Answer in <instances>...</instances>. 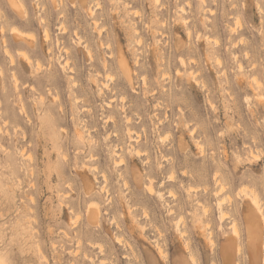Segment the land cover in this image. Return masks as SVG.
Returning a JSON list of instances; mask_svg holds the SVG:
<instances>
[{
  "label": "rangeland",
  "instance_id": "obj_1",
  "mask_svg": "<svg viewBox=\"0 0 264 264\" xmlns=\"http://www.w3.org/2000/svg\"><path fill=\"white\" fill-rule=\"evenodd\" d=\"M263 216L264 0H0V263L264 264Z\"/></svg>",
  "mask_w": 264,
  "mask_h": 264
},
{
  "label": "bare ground",
  "instance_id": "obj_2",
  "mask_svg": "<svg viewBox=\"0 0 264 264\" xmlns=\"http://www.w3.org/2000/svg\"><path fill=\"white\" fill-rule=\"evenodd\" d=\"M17 2H18V0H17ZM15 4V3H14ZM12 6V5H11ZM15 6V5H14ZM14 9V8H13ZM97 23V22H96ZM12 31V30H11ZM16 31V30H15ZM15 31L13 32V33H15ZM19 31H16V33H18ZM20 33L21 32H19L18 34L20 35ZM17 34V35H18ZM21 35H22V33H21ZM23 36H24V34H23ZM46 38H49V34H48V32H46ZM189 36V35H188ZM31 36L29 35V38H30ZM19 37H17V39H18ZM31 39H32V37H31ZM139 42V41H138ZM23 56L24 57H27L26 56V54H23ZM26 59H28V58H26ZM13 60V59H12ZM28 61V60H27ZM183 64H184V62H183ZM38 67H39V65H38ZM2 74V73H1ZM128 80H129V78H128ZM130 81V80H129ZM129 121V120H128ZM139 156V155H138ZM121 162V161H120ZM120 164V163H119ZM122 164V163H121ZM151 184V183H150ZM91 188V187H90ZM148 188V187H147ZM89 190V189H88ZM254 200V199H253ZM257 200V199H256ZM255 201V200H254ZM256 203V202H255ZM91 210H92V213L90 214V217H89V219H90V222H92V223H96V221H95V214H96V216H98L97 214H98V212H97V210H94V209H90V212H91ZM95 212H94V211ZM225 215V214H224ZM224 215H222V216H224ZM226 216V215H225ZM264 217V216H263ZM223 218V217H222ZM226 218V217H225ZM263 219V218H262ZM96 220H97V217H96ZM253 226H255V225H252V227L251 228H254L253 230L250 228V227H248L249 228V232H248V234H249V242L251 243V244H253L254 243V241H256L257 239H258V237H257V231H255L256 230V228L255 227H253ZM250 230H252V231H250ZM252 232H254V233H256V234H254V233H252ZM255 237H257V238H255ZM254 238L256 239V240H254ZM210 241H211V239H209ZM119 241V240H118ZM258 241V240H257ZM213 241H211V243H212ZM253 242V243H252ZM232 243H233V241H232ZM232 246H233V244H232ZM239 251V250H238ZM162 252V251H161ZM160 253V252H159ZM233 253H234V251L232 250V256H233ZM163 255V254H162ZM164 257V256H163ZM226 257V256H225ZM224 257V258H225ZM230 256L229 255H227V259L229 258ZM225 258V261L224 262H226L225 264H230L231 262H227V259ZM233 259H231V261H233L234 260V256L232 257ZM1 259V258H0ZM228 261H229V259H228ZM0 262H1V260H0ZM0 264H2V263H0ZM224 264V263H223Z\"/></svg>",
  "mask_w": 264,
  "mask_h": 264
}]
</instances>
